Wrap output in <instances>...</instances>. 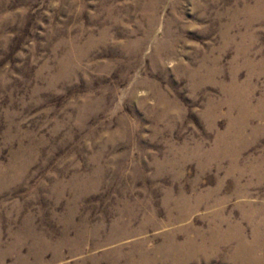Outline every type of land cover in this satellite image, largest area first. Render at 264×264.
<instances>
[{
	"label": "rangeland",
	"instance_id": "obj_1",
	"mask_svg": "<svg viewBox=\"0 0 264 264\" xmlns=\"http://www.w3.org/2000/svg\"><path fill=\"white\" fill-rule=\"evenodd\" d=\"M241 239L264 258V0H0V264Z\"/></svg>",
	"mask_w": 264,
	"mask_h": 264
},
{
	"label": "bare ground",
	"instance_id": "obj_2",
	"mask_svg": "<svg viewBox=\"0 0 264 264\" xmlns=\"http://www.w3.org/2000/svg\"><path fill=\"white\" fill-rule=\"evenodd\" d=\"M230 229V228H229ZM233 229V228H232ZM235 230V229H234ZM219 231V230H218ZM229 231V230H228ZM220 232V231H219ZM236 232V231H234ZM233 234V233H232ZM235 236V235H234ZM243 236V235H242ZM239 237V236H238ZM234 239V238H233ZM238 239V238H237ZM240 239V238H239ZM189 240V239H188ZM194 241V240H193ZM239 241V240H238ZM195 243H197L196 241H194ZM212 243V242H211ZM214 243V242H213ZM189 246H193V242H189L186 243ZM207 244V243H206ZM197 246V245H195ZM200 247V246H199ZM190 248V247H189ZM194 248V247H193ZM203 248V247H202ZM172 250L175 251L176 255L174 257V259L177 257V255H179V253L181 254L182 251H184V246H180V245H175L171 248ZM192 249V248H190ZM260 249V246L258 244H254V245H250L247 243V241H245V239H241L240 240V253L239 256L241 258L242 261H244V264H264V258L262 257V259H258L256 257V252ZM185 252V251H184ZM199 252V251H198ZM173 254V253H172ZM258 254V253H257ZM169 255L170 252H169ZM173 256V255H172ZM185 256V255H184ZM166 257V256H165ZM168 257V256H167ZM180 257V256H179ZM259 257V256H258ZM181 258V257H180ZM261 258V257H260ZM169 259V257H168ZM173 259V261H174ZM176 260V259H175ZM187 260V259H186ZM189 260V259H188ZM180 262V261H179ZM182 262V260H181ZM178 263V262H177ZM180 264V263H179Z\"/></svg>",
	"mask_w": 264,
	"mask_h": 264
}]
</instances>
